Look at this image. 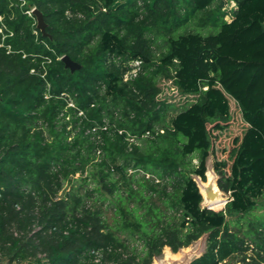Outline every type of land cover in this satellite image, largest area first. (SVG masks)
<instances>
[{"label": "trees", "instance_id": "obj_1", "mask_svg": "<svg viewBox=\"0 0 264 264\" xmlns=\"http://www.w3.org/2000/svg\"><path fill=\"white\" fill-rule=\"evenodd\" d=\"M220 1L0 0L1 261L151 264L164 247L177 253L202 236L205 251L188 264L244 261L249 236L264 253L262 219L248 222L242 236L226 222L264 196V0H230V21ZM196 19L217 31L177 34ZM158 35L166 50L155 58ZM63 56L80 69L70 72ZM134 60L140 70L124 81ZM170 110L178 113L166 124ZM195 153L198 164L189 168ZM210 156L217 187L229 194L224 210L201 207L190 176L204 182ZM129 169L159 182L127 178ZM76 175L81 185L92 178L94 188L59 195ZM94 194L115 197L122 214L158 195L179 216L144 204L145 215L129 224L143 242L141 256L88 206Z\"/></svg>", "mask_w": 264, "mask_h": 264}, {"label": "rangeland", "instance_id": "obj_2", "mask_svg": "<svg viewBox=\"0 0 264 264\" xmlns=\"http://www.w3.org/2000/svg\"><path fill=\"white\" fill-rule=\"evenodd\" d=\"M221 5V11L226 12V15L224 16V20L230 21L231 19V13L234 10L235 6L231 4L230 0H221L220 1ZM202 15H199L198 18H200ZM201 22L199 19H196L192 22H190L187 26L182 27L177 31V34L185 33V32H196L200 33L201 35H208L210 33H214L217 31L216 28H213L209 25H200ZM166 50V45L163 40V36L158 35L154 41V55L155 58H158V56L165 52ZM178 113V111L170 110L165 118L166 124L170 122V120ZM239 132V129L237 128L235 131H233V135L230 136V138H234L236 134ZM148 135H145L143 139ZM229 138H227L228 141ZM144 140H138L134 137H129L128 142L129 144H133L136 146H140V148L145 147V141ZM226 146V145H224ZM198 154L195 153L190 157H187L186 161L189 162V168L195 167L198 164ZM119 162H116V165H118ZM206 167H207V172L205 174V181L202 182V180L198 177H196L193 173L190 174V176L194 179L198 190L202 196V203L201 207L213 209L215 211L219 210H224L228 199H229V194H225L221 192L215 200L212 201H206L205 200V193L208 190H212V185L207 186L206 182L208 180L209 174L211 175V183L214 184L217 187L216 181H217V174L215 173L214 170V161L213 158L210 156L207 161H206ZM94 171V166L90 165L88 168V171L85 172L82 176V178H87L89 177L88 174L90 172ZM134 175L135 180L142 179L143 177L145 179L149 180H154L155 183H158L159 180L157 178L145 174L141 170H133L129 169L127 171L126 177L129 178ZM72 179V182H65L62 188V191H60L59 195L67 192L71 189V187H79V191L81 193H84L86 190L91 191L92 188H94V183L91 180L86 181V185H81V181L76 175ZM112 180H115L117 183L118 189L124 190L126 187L124 186V180L122 176L112 174L110 177ZM214 182V183H213ZM135 185V184H134ZM136 186V185H135ZM169 192V189H168ZM204 193V194H203ZM147 195V193H146ZM145 195V196H146ZM99 196L94 194L93 198L88 201V206H91L93 209L98 210L103 218L104 225L106 226L107 230L113 232L128 248L129 250H133L136 254L138 255H143V242L140 239L139 235L137 233L131 232V226L129 224H133L135 222V218L145 215L146 213V206L151 207L152 209L158 208L161 212L167 216V218L171 216H175L178 218L179 214L176 213L174 210L169 209L167 206V199L163 197H159L158 195H153L151 197H148L145 199V201L140 204L136 205L138 203H129V210L135 209V212L132 211H127L125 213H120L117 209V206L120 204L119 201L114 197V199H111L109 196H106L104 200H100L98 198ZM217 199V200H216ZM149 218V217H148ZM256 219H262L264 221V196L256 200V207L255 209L249 213L246 216H238V215H233L229 216L226 215V222L228 225V229L239 236H242L248 227V222H254ZM129 226V227H127ZM249 245V250L247 251V257L243 261V257L238 256L235 258H230L225 264H264L260 260V258L264 259V253L260 252L254 243H251V237L249 236L248 238L245 239ZM206 248V238L205 236H202L199 238L197 241L193 242L189 247L180 249L177 253H172L171 250L167 247H164L160 253L159 256L154 258L151 262V264H188L191 260L199 257ZM259 254V255H258ZM0 264H6L5 261L0 260Z\"/></svg>", "mask_w": 264, "mask_h": 264}, {"label": "water", "instance_id": "obj_3", "mask_svg": "<svg viewBox=\"0 0 264 264\" xmlns=\"http://www.w3.org/2000/svg\"><path fill=\"white\" fill-rule=\"evenodd\" d=\"M30 15L34 17L36 22V28L41 32L42 35H46L45 28L46 24L44 22L42 13L37 9H32L30 12ZM61 61L64 64V67L67 68L70 72H74L76 70L80 69V65L76 62L72 61L68 56H63L61 58ZM220 194L219 189L217 188V192H214L212 190H208L205 193V200L206 201H212L214 200L218 195Z\"/></svg>", "mask_w": 264, "mask_h": 264}, {"label": "built area", "instance_id": "obj_4", "mask_svg": "<svg viewBox=\"0 0 264 264\" xmlns=\"http://www.w3.org/2000/svg\"><path fill=\"white\" fill-rule=\"evenodd\" d=\"M141 62L134 60L128 63L129 70L124 74V81L132 79L136 76L137 72L140 70Z\"/></svg>", "mask_w": 264, "mask_h": 264}, {"label": "bare ground", "instance_id": "obj_5", "mask_svg": "<svg viewBox=\"0 0 264 264\" xmlns=\"http://www.w3.org/2000/svg\"><path fill=\"white\" fill-rule=\"evenodd\" d=\"M214 183V182H213ZM206 185L207 186H210V185H212V191H214V192H217V188H216V186L214 185V184H212L211 183V175L209 174V176H208V180H207V182H206ZM204 194V193H203ZM219 196V195H218ZM217 196V197H218ZM216 197V198H217ZM215 200V199H214ZM217 200V199H216Z\"/></svg>", "mask_w": 264, "mask_h": 264}]
</instances>
